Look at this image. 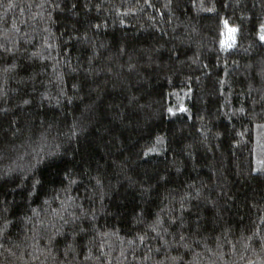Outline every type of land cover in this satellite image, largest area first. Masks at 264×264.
<instances>
[{
	"label": "trees",
	"instance_id": "obj_1",
	"mask_svg": "<svg viewBox=\"0 0 264 264\" xmlns=\"http://www.w3.org/2000/svg\"><path fill=\"white\" fill-rule=\"evenodd\" d=\"M0 264H264V0H0Z\"/></svg>",
	"mask_w": 264,
	"mask_h": 264
}]
</instances>
